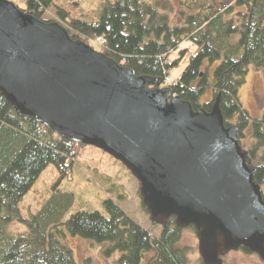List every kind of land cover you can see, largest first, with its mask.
<instances>
[{
    "label": "trees",
    "instance_id": "obj_1",
    "mask_svg": "<svg viewBox=\"0 0 264 264\" xmlns=\"http://www.w3.org/2000/svg\"><path fill=\"white\" fill-rule=\"evenodd\" d=\"M177 1L176 9L169 0H107L92 19L74 17L56 0H24L22 10L59 23L73 40L102 42L97 51L155 80L152 88L168 86L196 110L210 112L219 100L225 126L238 129L250 153L264 198V113L253 118L239 97L249 67L264 68V0ZM83 148L17 114L0 94V264H78L63 228L103 245V256L114 264H189L179 247L183 229L174 217H153L132 176L117 200L104 201L107 214L79 211L64 221L74 197L56 192L39 213L22 216L19 205L42 173L54 165L60 184ZM15 223L26 231H17Z\"/></svg>",
    "mask_w": 264,
    "mask_h": 264
},
{
    "label": "water",
    "instance_id": "obj_2",
    "mask_svg": "<svg viewBox=\"0 0 264 264\" xmlns=\"http://www.w3.org/2000/svg\"><path fill=\"white\" fill-rule=\"evenodd\" d=\"M154 82L0 0V94L17 114L123 163L155 219L200 229L208 264L220 249L264 260V200L238 130L224 126L219 100L195 111Z\"/></svg>",
    "mask_w": 264,
    "mask_h": 264
},
{
    "label": "rangeland",
    "instance_id": "obj_3",
    "mask_svg": "<svg viewBox=\"0 0 264 264\" xmlns=\"http://www.w3.org/2000/svg\"><path fill=\"white\" fill-rule=\"evenodd\" d=\"M10 1L21 9L26 6L24 0ZM104 1L107 0H56V3L69 10L74 17L82 18L85 15L86 19H92L94 12ZM169 1L176 6V9L178 8L177 0ZM92 45L94 49L100 50L103 43L96 41ZM182 68L173 71L171 78L177 77ZM239 97L242 105L253 118L262 117L264 113V68L256 70L252 66L249 67L245 83L240 87ZM67 173L68 176L56 185L60 173L54 165H50L31 191L22 199L19 205L22 216L30 218L39 213L56 192L71 193L74 197L73 205L64 221L79 211H98L107 214L104 201L106 199L117 200L124 192V186L131 177L123 164L91 146H85L82 149ZM13 227L22 233L26 231V228L19 223H15ZM63 229L66 232L65 243L73 251L76 263L86 264L85 261L89 260L87 264H114V258L106 259L103 256V245L100 246L92 240L74 237L65 228ZM199 245V234L191 228L185 229L179 247L186 251L189 264H196L202 258ZM227 261L226 264H264L258 256L247 257L242 251L228 253Z\"/></svg>",
    "mask_w": 264,
    "mask_h": 264
}]
</instances>
